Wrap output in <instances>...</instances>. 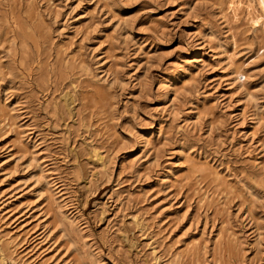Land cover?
I'll return each instance as SVG.
<instances>
[{
  "label": "rangeland",
  "instance_id": "rangeland-1",
  "mask_svg": "<svg viewBox=\"0 0 264 264\" xmlns=\"http://www.w3.org/2000/svg\"><path fill=\"white\" fill-rule=\"evenodd\" d=\"M0 239L264 264V0H0Z\"/></svg>",
  "mask_w": 264,
  "mask_h": 264
},
{
  "label": "bare ground",
  "instance_id": "bare-ground-1",
  "mask_svg": "<svg viewBox=\"0 0 264 264\" xmlns=\"http://www.w3.org/2000/svg\"><path fill=\"white\" fill-rule=\"evenodd\" d=\"M198 35V34H197ZM258 122V121H257ZM49 193V192H48ZM8 211H6L5 213H7ZM8 215H10V214H8ZM5 217H6V215H5ZM8 217V216H7ZM27 235V234H26ZM28 236V235H27ZM27 236H25V237H27ZM1 240V239H0ZM11 241V240H10ZM12 241H13V239H12ZM21 241V240H20ZM24 242H25V240H24ZM27 242V241H26ZM3 243V242H2ZM14 243V242H13ZM21 244H22V242H21ZM10 245H12L11 243H10ZM3 246V245H2ZM1 247V246H0ZM2 250V249H1ZM56 252V251H55ZM5 253V252H4ZM8 258V257H7ZM3 259H4V257L2 256V253H1V251H0V264H3L2 262H3ZM90 260V259H89ZM91 261V260H90ZM12 263L13 264H16V262L14 261V260H12Z\"/></svg>",
  "mask_w": 264,
  "mask_h": 264
}]
</instances>
